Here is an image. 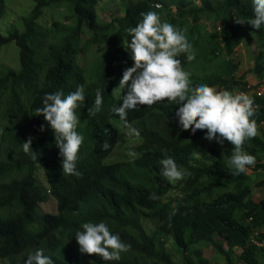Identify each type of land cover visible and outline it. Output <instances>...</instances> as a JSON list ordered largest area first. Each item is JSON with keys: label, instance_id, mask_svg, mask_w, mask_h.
<instances>
[{"label": "trees", "instance_id": "1", "mask_svg": "<svg viewBox=\"0 0 264 264\" xmlns=\"http://www.w3.org/2000/svg\"><path fill=\"white\" fill-rule=\"evenodd\" d=\"M33 1L21 27L7 34L0 31V44L18 45L20 62L18 69L0 66V264H24L27 253L37 247L53 264H264V194H252L248 171L231 175L230 142L203 143L199 140L206 129L192 133L179 127L177 105L162 101L128 110L126 119L137 123L142 138L136 147L139 156L106 161L120 136L112 122L119 117L111 111L120 102L116 89L122 71L132 63L125 48L126 29L149 9L183 29L191 42V49L179 58L192 84L230 91L239 87L237 92L253 98L257 128H264V95L255 92L264 80V31L234 20L251 16L250 0H127L124 13H113L106 21L99 18L100 0ZM153 3L162 7L154 9ZM53 5H65L68 14L64 21L45 24L40 17ZM5 6L0 0V19ZM250 31L257 38L252 56L255 85L246 82L245 75L237 76L234 61L235 48ZM92 49L93 61L85 68L80 57ZM189 50L196 53L190 59ZM77 84L84 85L85 100L75 110L83 141L76 162L80 175L73 176L62 174L53 131L35 109L42 107L45 92L60 89L67 94ZM96 88L102 90L101 111L89 116ZM29 136L37 160L20 147ZM103 141L109 149L101 150ZM241 147L255 157L250 168L264 171V135L257 132ZM165 155L185 170L175 184L158 178L159 160ZM38 168L45 172L48 186L40 185ZM259 187L264 190V181ZM150 191L159 199H149ZM172 191L175 198H166ZM50 198L56 210L43 211L41 204ZM99 220L130 245L118 261L79 251L75 232L82 222ZM146 220L157 224L153 232ZM168 238L176 253L166 247ZM207 245L225 262L206 257ZM188 247L193 249L189 255Z\"/></svg>", "mask_w": 264, "mask_h": 264}, {"label": "clouds", "instance_id": "2", "mask_svg": "<svg viewBox=\"0 0 264 264\" xmlns=\"http://www.w3.org/2000/svg\"><path fill=\"white\" fill-rule=\"evenodd\" d=\"M250 5L251 16L247 19L234 17L235 22H247L253 29L264 31V0H250ZM160 7V3L152 4L154 9ZM126 31L129 39L125 48L132 63L122 71L118 83L120 102L111 111L123 122L127 132L139 135L126 119L128 110L162 101L177 105L175 116L179 127L192 133L206 129L203 135L208 141L215 140L220 145L225 140L230 142L233 146L228 157L230 173L246 174L256 162L255 157L241 147L257 134L253 98L244 92L218 90L203 82L193 85L190 72L181 65L179 58L180 53L191 49V42L183 29L162 20L159 12L151 9L141 12L136 24ZM195 54L194 50H189L187 58ZM125 88L127 90L122 95ZM84 100V85L77 84L67 94L60 89L45 92L41 98L42 107L35 109L53 131L64 175H80L76 162L83 136L76 130L79 116L75 110ZM102 101V90L96 88L94 101L87 108L89 116L101 111ZM43 129L44 124H41L40 130ZM31 141L29 136L20 143V147L32 160H37L39 153L33 150ZM100 147L107 150L110 145L103 141ZM158 173L168 183L175 184L183 178L185 170L177 165L173 157L165 155L159 160ZM148 198L159 199V196L156 191H150ZM80 229L75 232V239L81 253L97 254L104 261H118L120 254L130 247L121 240L119 233L109 230L104 220L82 222ZM26 257L24 264H53L52 258L44 254V249L40 247L29 251Z\"/></svg>", "mask_w": 264, "mask_h": 264}, {"label": "rangeland", "instance_id": "3", "mask_svg": "<svg viewBox=\"0 0 264 264\" xmlns=\"http://www.w3.org/2000/svg\"><path fill=\"white\" fill-rule=\"evenodd\" d=\"M5 14L0 19V31L3 34H7L8 31L13 27H21L22 17L26 15L34 5L33 0H5ZM127 3V0H100L98 3V14L101 21L108 20L113 13L119 12L120 14L124 13V7ZM68 14V11L65 5H53L49 8H46L43 12V16L40 17V21L45 24H49L53 20L64 21L65 15ZM245 39L235 48V62H238V71L237 76L240 77L241 75H245L244 80L248 82L250 85H255L256 77L253 73L252 66H253V49L255 48L257 38L254 35V32H249L244 34ZM93 50V49H92ZM88 51L86 54L80 57V62L85 66V68L89 67L93 61L95 55V49L92 51ZM0 66L3 68L14 67L18 69L20 67L19 62V47L14 41H10L8 43L0 44ZM218 90L222 88L220 86H215ZM262 87V85L260 86ZM259 87V88H260ZM237 88H234V92H237ZM258 88V89H259ZM256 89V88H255ZM257 89V90H258ZM126 88L122 90V92H126ZM119 91V88L116 89V92ZM119 118H113L112 122L115 127L120 130V136L118 141L110 153V155L106 158V161H131L137 156H139V152L137 151L136 147L142 142V138L139 135L129 134L124 126L123 123L117 122ZM132 127L136 128L139 132V126L137 123H129ZM257 132L260 135H264V128L262 130H258ZM200 142L205 143L207 139L204 137L200 138ZM209 146L208 144H206ZM209 151L211 149H208ZM248 173L252 176V189L253 195L261 196L264 194V190L260 189L259 185L264 181V171L262 170H254L249 168ZM37 178L40 185L48 186L47 183V176L43 169L38 168L37 170ZM158 178L162 179V181H166L164 178L159 176ZM176 196L175 192H170L166 195V198L174 199ZM174 204V203H173ZM41 209L43 211H50L54 212L56 210V203L55 201L50 198L47 202L41 204ZM146 228L153 232L157 228V224L146 220L144 221ZM216 240L223 242L215 235ZM225 245V243L223 242ZM200 246H203L200 244ZM166 247L176 253V248L173 245L172 239L168 238L166 240ZM193 251L192 248H187L186 253L189 255ZM239 250H237L238 252ZM204 254L208 257L211 261H218L220 263H224L225 259L223 255L216 254L213 246H205L204 247ZM176 259H179L177 255L175 256ZM235 264V263H234ZM240 264V263H239Z\"/></svg>", "mask_w": 264, "mask_h": 264}, {"label": "built area", "instance_id": "4", "mask_svg": "<svg viewBox=\"0 0 264 264\" xmlns=\"http://www.w3.org/2000/svg\"><path fill=\"white\" fill-rule=\"evenodd\" d=\"M239 92H243V91H238ZM255 92L259 95H264V80H263V84L262 87H260L258 90L256 89Z\"/></svg>", "mask_w": 264, "mask_h": 264}]
</instances>
